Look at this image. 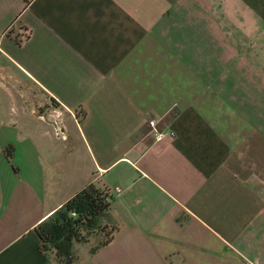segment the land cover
<instances>
[{
	"label": "crops",
	"instance_id": "1",
	"mask_svg": "<svg viewBox=\"0 0 264 264\" xmlns=\"http://www.w3.org/2000/svg\"><path fill=\"white\" fill-rule=\"evenodd\" d=\"M87 182L74 264H264V0H0V264Z\"/></svg>",
	"mask_w": 264,
	"mask_h": 264
},
{
	"label": "trees",
	"instance_id": "2",
	"mask_svg": "<svg viewBox=\"0 0 264 264\" xmlns=\"http://www.w3.org/2000/svg\"><path fill=\"white\" fill-rule=\"evenodd\" d=\"M16 40V36L13 35ZM109 192L102 186L87 182L33 224L37 249L48 253L58 264H74L72 242L93 241L89 251L105 243L112 226L99 219L108 207Z\"/></svg>",
	"mask_w": 264,
	"mask_h": 264
},
{
	"label": "built area",
	"instance_id": "3",
	"mask_svg": "<svg viewBox=\"0 0 264 264\" xmlns=\"http://www.w3.org/2000/svg\"><path fill=\"white\" fill-rule=\"evenodd\" d=\"M147 123L149 125V128L152 131V134L154 137H158L160 135V132L157 130V128L155 127L154 121L152 118L147 119ZM114 191H117V188H114Z\"/></svg>",
	"mask_w": 264,
	"mask_h": 264
},
{
	"label": "rangeland",
	"instance_id": "4",
	"mask_svg": "<svg viewBox=\"0 0 264 264\" xmlns=\"http://www.w3.org/2000/svg\"><path fill=\"white\" fill-rule=\"evenodd\" d=\"M84 242H73L74 246L76 247L77 251H79V253L82 252V245Z\"/></svg>",
	"mask_w": 264,
	"mask_h": 264
}]
</instances>
